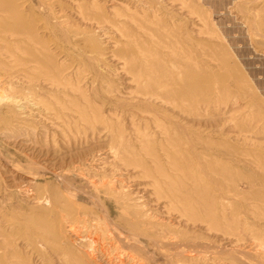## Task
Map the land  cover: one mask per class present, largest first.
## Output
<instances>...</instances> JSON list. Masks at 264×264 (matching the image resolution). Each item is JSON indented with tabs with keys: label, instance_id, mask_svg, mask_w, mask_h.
<instances>
[{
	"label": "rangeland",
	"instance_id": "374dc122",
	"mask_svg": "<svg viewBox=\"0 0 264 264\" xmlns=\"http://www.w3.org/2000/svg\"><path fill=\"white\" fill-rule=\"evenodd\" d=\"M8 1L20 7L36 37L20 38L0 28V62L7 69L0 70V76L14 77L0 85V264H264V242L256 240V229L236 227L245 221L255 223L235 206L237 201L221 227L194 222L157 193L154 179L118 154V144L100 125L75 118L68 102L61 109L64 117L57 106L49 107L59 99L50 87L55 69L70 80L67 93L79 98L76 88L83 89L95 106H106L107 116L112 89L135 87L133 76L126 75L119 62L132 57L138 61L143 55L138 52L145 49L161 51L168 42L159 35L164 26L174 35L191 32L194 43L206 40L215 47L206 60L222 79L234 88L235 75L225 74L213 54H224L230 66L237 65L256 97L264 101V0ZM200 31L204 38L198 36ZM122 50L130 54L121 57ZM26 68L38 70L25 78L20 74ZM235 99L232 95L202 119H191L196 136L220 140L215 124L221 120L225 132L233 130L239 119L233 122L226 112ZM82 101L78 99L80 105ZM148 102L151 114L134 118L125 114L119 119L128 129L136 121L161 139L158 128L166 124L170 106ZM229 135L234 145L236 136L264 141V132L240 130ZM207 151L224 161L232 158ZM240 173L249 178L259 169ZM239 185L248 190L246 184ZM129 195L132 201L126 199ZM136 203L148 216L139 219V225L133 224L137 217L130 206ZM138 240L147 245L141 247Z\"/></svg>",
	"mask_w": 264,
	"mask_h": 264
},
{
	"label": "bare ground",
	"instance_id": "6f19581e",
	"mask_svg": "<svg viewBox=\"0 0 264 264\" xmlns=\"http://www.w3.org/2000/svg\"><path fill=\"white\" fill-rule=\"evenodd\" d=\"M19 8L13 2L0 0V12H2L0 28L12 31L13 35L20 38L29 36L33 40L36 37L33 27ZM171 31L165 26L159 29V35L168 41L162 45L161 51L152 52L145 49L138 52L139 55L143 54L141 58L139 57L140 60L137 61L132 57L130 60L124 58L122 63L119 62L120 69L126 72V75L133 76L131 84L133 83L135 87L112 89L114 95L108 104L110 109L107 116L105 105L95 106L83 89L76 88L75 93H78L79 98L84 102V105H80L79 98L66 92L70 80L60 77L55 69H53L55 76L50 79V87H52L51 92L59 95V99L55 105L49 104V107L57 106L58 114L64 117L66 114L61 109L68 102L71 111L76 115L75 118L83 120L90 126L100 125L102 132L112 135L113 141L118 144V154L125 156L143 175L154 179L152 185L157 193L163 194L170 206L177 204L192 221L198 219L202 223L209 222L213 229L221 227V223L227 224V215L237 201L238 204L235 206L245 211V215L252 216L255 223L249 224L245 221L237 224L236 227L243 231L251 227L256 229L258 233L256 240L264 242L262 241L264 239V141L254 142L246 138L242 140L240 136H236L234 138L236 145H234L231 139H228L230 132L235 134L240 130L241 132L247 130L252 134L264 132V101L256 97L237 65L230 66L224 60V54H213L218 58L214 61L223 66L221 70H226L225 74L233 72L235 75L234 88L222 79L223 75L206 60L207 56L212 55L210 52L215 50V47L213 48L206 40L194 43L191 32L174 35ZM198 34L201 37L204 32L200 31ZM255 35L260 37L259 34ZM261 38H264V35ZM19 44L21 45V42ZM195 46L199 48V53L195 51ZM8 50L11 49L7 47ZM120 53L121 57L130 54L126 50ZM29 55L36 58L35 54ZM51 63L54 66V63ZM0 70H7L4 63L0 62ZM37 70V68H26L20 75L30 78ZM41 71L45 74L43 70ZM12 79H14L12 75L0 76V85L4 84V80L8 82ZM232 95H235V103L226 114H230L233 122L237 121L236 117L239 119L236 127L225 132L221 120L220 124L219 122L215 124L220 140H204L196 136L197 132L191 125V119H202L214 109L213 107H216L217 103L226 102ZM247 96L251 99L242 104L240 100H244ZM148 101H161V104L170 106L168 109L171 111L165 115L166 124L158 128L161 139L151 134L146 127L145 129H142L144 126L138 127L136 121H132L129 129L120 121L125 114L132 118L151 114L147 111L151 106ZM255 120L259 121L257 125L252 126L250 122ZM249 145L259 146L260 149H247ZM197 146L202 147V151H198ZM184 150L192 152L183 155ZM207 150H216L231 155L232 158L224 161L221 155L209 156ZM255 167L259 169V173L254 174L253 177L248 178L240 173L241 169ZM173 172L177 174H172ZM241 182L246 184L248 189L246 192L240 188ZM126 199L132 201L130 195ZM130 206L133 208V216L138 219L133 221L134 225H139V219L148 217L141 213L137 203ZM142 241H137L141 247L147 245L146 240Z\"/></svg>",
	"mask_w": 264,
	"mask_h": 264
}]
</instances>
